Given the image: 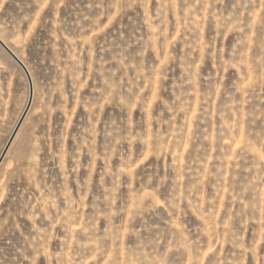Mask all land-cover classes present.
Instances as JSON below:
<instances>
[{
    "label": "rangeland",
    "instance_id": "374dc122",
    "mask_svg": "<svg viewBox=\"0 0 264 264\" xmlns=\"http://www.w3.org/2000/svg\"><path fill=\"white\" fill-rule=\"evenodd\" d=\"M0 36V264H264V0H0Z\"/></svg>",
    "mask_w": 264,
    "mask_h": 264
},
{
    "label": "water",
    "instance_id": "95a60500",
    "mask_svg": "<svg viewBox=\"0 0 264 264\" xmlns=\"http://www.w3.org/2000/svg\"><path fill=\"white\" fill-rule=\"evenodd\" d=\"M0 46L10 55V57L16 62L18 63L25 71H26V74L29 76L28 72H27V69L25 68V66L20 62L21 60L19 58H17V56L12 53V51L6 46V44H3L2 41L0 40ZM19 59V60H18ZM12 139V138H11ZM11 139L9 142H11ZM9 144V143H8ZM7 144V146H8Z\"/></svg>",
    "mask_w": 264,
    "mask_h": 264
},
{
    "label": "bare ground",
    "instance_id": "6f19581e",
    "mask_svg": "<svg viewBox=\"0 0 264 264\" xmlns=\"http://www.w3.org/2000/svg\"><path fill=\"white\" fill-rule=\"evenodd\" d=\"M0 40L2 41L3 44H7L1 36H0ZM7 45H8V44H7ZM7 45H6V46H7ZM7 47L9 48V45H8ZM9 49L11 50V48H9ZM11 51H12V50H11ZM13 52H14V51H13ZM13 52H12V53H13ZM14 54H16V53L14 52ZM16 55H17V54H16ZM17 56H18V55H17ZM18 57H19V56H18ZM18 57H17V58H18ZM18 60H19V59H18ZM20 60H21V59H20ZM20 62H21V61H20ZM21 63L23 64V62H21ZM24 66H25V64H24ZM25 67H26V66H25ZM27 70H28V69H27ZM29 74H30V73H29Z\"/></svg>",
    "mask_w": 264,
    "mask_h": 264
}]
</instances>
